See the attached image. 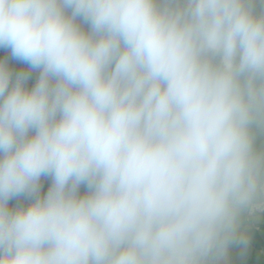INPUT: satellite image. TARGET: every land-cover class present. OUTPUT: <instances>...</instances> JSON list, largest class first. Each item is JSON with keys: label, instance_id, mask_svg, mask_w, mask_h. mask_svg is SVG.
Masks as SVG:
<instances>
[{"label": "clouds", "instance_id": "clouds-1", "mask_svg": "<svg viewBox=\"0 0 264 264\" xmlns=\"http://www.w3.org/2000/svg\"><path fill=\"white\" fill-rule=\"evenodd\" d=\"M0 48V264H211L264 211V0H0Z\"/></svg>", "mask_w": 264, "mask_h": 264}, {"label": "crops", "instance_id": "crops-1", "mask_svg": "<svg viewBox=\"0 0 264 264\" xmlns=\"http://www.w3.org/2000/svg\"><path fill=\"white\" fill-rule=\"evenodd\" d=\"M256 7L257 11H260L261 5L259 3ZM0 59L4 60L11 69L13 80L18 73L26 72L28 74L26 87L31 88L35 85L40 70L31 69L26 63L14 59L7 48H0ZM252 133L255 148L257 151L264 152V127L254 126ZM51 183V177L42 176L39 195L46 194ZM79 191L84 194L87 191L86 186L81 185ZM29 203H31L30 197L20 195L9 200V207L27 206ZM211 264H264V215H258L250 219L247 211L243 212L239 217L236 233L228 244L224 255L213 260Z\"/></svg>", "mask_w": 264, "mask_h": 264}, {"label": "built area", "instance_id": "built-area-1", "mask_svg": "<svg viewBox=\"0 0 264 264\" xmlns=\"http://www.w3.org/2000/svg\"><path fill=\"white\" fill-rule=\"evenodd\" d=\"M247 215L251 219V218H253L255 216H258V215H264V211H258V212H249V211H247Z\"/></svg>", "mask_w": 264, "mask_h": 264}]
</instances>
